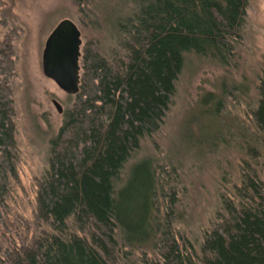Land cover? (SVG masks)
<instances>
[{"label": "trees", "instance_id": "1", "mask_svg": "<svg viewBox=\"0 0 264 264\" xmlns=\"http://www.w3.org/2000/svg\"><path fill=\"white\" fill-rule=\"evenodd\" d=\"M72 2L84 22L99 24L94 0ZM127 3L105 51L82 43L79 91L50 144L32 227L17 226L15 239L0 235V264H264V69L252 80L243 72L236 78L247 0ZM15 37L13 30L0 37L5 231V200L17 178ZM189 56L223 71L219 92L198 102L217 123L214 139L161 151L153 140ZM229 144L235 164L224 155ZM211 160L214 195L204 201L208 212L195 216L185 183L194 184L183 172L187 165L205 171Z\"/></svg>", "mask_w": 264, "mask_h": 264}, {"label": "rangeland", "instance_id": "2", "mask_svg": "<svg viewBox=\"0 0 264 264\" xmlns=\"http://www.w3.org/2000/svg\"><path fill=\"white\" fill-rule=\"evenodd\" d=\"M127 1L94 0L92 19L100 25L93 27L81 19L72 0H0V37L16 31L12 89L17 178L11 181L5 200L4 219L9 227L7 231L0 230V235L6 232L7 239H15L17 226H20V232L32 227L37 182L47 167L50 144L63 123V113L73 102L72 96L62 92L42 73L41 54L47 36L58 22L68 19L79 29L82 43L90 41L105 51L109 47V31L128 12ZM243 32V42L238 51L240 71L236 78L243 72L252 80L254 71L264 69V0H247ZM222 74L220 68L204 59L187 58L176 83L171 110L161 132L153 140L161 151L171 142L186 144L205 138L213 141L217 123L213 117L203 115L198 102L205 93L219 92ZM53 99L61 105V114L52 105ZM230 150L224 155L235 164L239 155L231 147ZM213 164L212 160L202 163L208 168L205 171H199L192 165L184 169V176L187 174L189 182L194 184L191 190L185 183L187 197L194 202L187 211L195 216L208 212L204 201H209L214 195L213 180L217 173L212 168ZM179 197L182 199L181 195Z\"/></svg>", "mask_w": 264, "mask_h": 264}, {"label": "water", "instance_id": "3", "mask_svg": "<svg viewBox=\"0 0 264 264\" xmlns=\"http://www.w3.org/2000/svg\"><path fill=\"white\" fill-rule=\"evenodd\" d=\"M81 45V33L77 26L63 19L47 36L41 54L43 75L69 96H75L79 91ZM51 103L57 113L63 112L56 100Z\"/></svg>", "mask_w": 264, "mask_h": 264}]
</instances>
